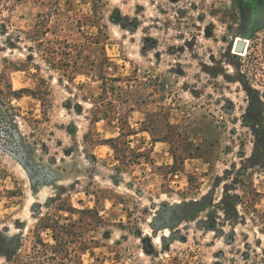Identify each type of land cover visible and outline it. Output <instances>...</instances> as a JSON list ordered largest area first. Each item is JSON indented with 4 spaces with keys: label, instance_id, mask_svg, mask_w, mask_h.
Wrapping results in <instances>:
<instances>
[{
    "label": "rangeland",
    "instance_id": "1",
    "mask_svg": "<svg viewBox=\"0 0 264 264\" xmlns=\"http://www.w3.org/2000/svg\"><path fill=\"white\" fill-rule=\"evenodd\" d=\"M260 17L0 0V264H264Z\"/></svg>",
    "mask_w": 264,
    "mask_h": 264
},
{
    "label": "trees",
    "instance_id": "2",
    "mask_svg": "<svg viewBox=\"0 0 264 264\" xmlns=\"http://www.w3.org/2000/svg\"><path fill=\"white\" fill-rule=\"evenodd\" d=\"M39 244L40 247H36L34 253L23 264H66L65 261L53 255L54 252L42 240L39 241Z\"/></svg>",
    "mask_w": 264,
    "mask_h": 264
},
{
    "label": "flooded vegetation",
    "instance_id": "3",
    "mask_svg": "<svg viewBox=\"0 0 264 264\" xmlns=\"http://www.w3.org/2000/svg\"><path fill=\"white\" fill-rule=\"evenodd\" d=\"M243 23L246 28L254 23L255 16L264 19V0H241Z\"/></svg>",
    "mask_w": 264,
    "mask_h": 264
},
{
    "label": "water",
    "instance_id": "4",
    "mask_svg": "<svg viewBox=\"0 0 264 264\" xmlns=\"http://www.w3.org/2000/svg\"><path fill=\"white\" fill-rule=\"evenodd\" d=\"M244 36H242V40L238 42L237 44V47H236V50L239 52V53H243L245 47H246V42L244 40Z\"/></svg>",
    "mask_w": 264,
    "mask_h": 264
}]
</instances>
